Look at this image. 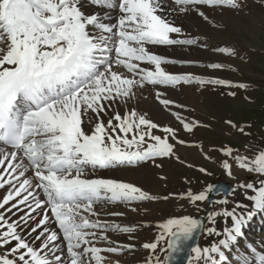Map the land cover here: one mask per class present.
<instances>
[{
  "label": "snow or ice",
  "instance_id": "snow-or-ice-1",
  "mask_svg": "<svg viewBox=\"0 0 264 264\" xmlns=\"http://www.w3.org/2000/svg\"><path fill=\"white\" fill-rule=\"evenodd\" d=\"M94 2L114 7L112 0ZM171 3L240 7L239 0ZM168 5L169 0H116L120 15L109 25L97 16L86 15L79 0H0V189L6 192L0 197V209L4 210L0 212V249H5L0 264H105L108 258L102 253L120 255L134 248L97 247L98 240L114 243L108 232L130 233L133 229L89 216H99L94 205L102 200L131 202L154 197L129 183L88 178L86 170L135 165L174 155V145L153 134L158 125L144 114L135 110L121 114L112 109L118 100L131 99L134 89L146 84L175 86L191 80L167 72L163 65L170 61L148 47L194 42L171 38L170 34L181 29L168 19ZM93 29L98 34L94 35ZM221 51L232 54L228 49ZM160 95L157 93L160 104L172 103ZM105 116L109 118L105 120ZM183 127L192 130L191 124L184 123ZM162 131L175 139L174 129L165 127ZM232 153L231 148L223 150L225 156ZM234 159L242 169L264 175V151L251 160ZM222 167L231 175L227 160ZM244 187L256 191L251 199L257 210L264 211V184L258 190L252 184ZM212 190L210 186L208 191ZM187 198L195 203L207 200L208 195L189 191ZM37 209L41 210V219L31 226L29 221ZM8 213L24 214L9 222ZM224 215L233 224L226 230L228 239L220 241L228 248L243 235L242 227L252 213L245 217L233 209ZM53 220L59 233L47 227ZM25 227L29 228L28 235L36 234L31 240L21 234ZM158 227L162 232L156 240L142 245L154 254L145 264H167L171 256L162 261L158 248L166 244L164 251L179 252L201 222L183 216L168 219ZM209 231L215 233V229ZM57 240L62 241L63 248ZM36 241L41 243L37 245ZM192 251L206 264H223L227 259L215 245ZM260 260L264 264V256Z\"/></svg>",
  "mask_w": 264,
  "mask_h": 264
},
{
  "label": "rangeland",
  "instance_id": "rangeland-1",
  "mask_svg": "<svg viewBox=\"0 0 264 264\" xmlns=\"http://www.w3.org/2000/svg\"><path fill=\"white\" fill-rule=\"evenodd\" d=\"M239 4V8L180 5L178 8L193 13L201 26L193 24L194 21L188 18L191 24H185L183 29L179 24L182 33L170 34L171 38L194 42L149 45L154 54L170 61L163 65L167 72L188 76L191 80L175 86H144L150 98L146 106L157 105L159 108L157 116H146L158 125L152 132L167 138L174 145V155L157 157L138 165L145 173L150 170V182L154 184L150 187L138 181L111 178L110 175L106 178L132 184L154 199L131 202L102 200L94 205L99 216H89V219L133 229L130 233L108 232L107 235L114 242L111 245L102 240L96 242V246L101 248L134 245L132 250H124L120 255L102 253L108 258L105 264H116L117 261L119 264H145V260L154 254L143 249L142 245L154 242L162 232L158 221L164 217L199 216L203 213L204 201L193 203L187 198V193L207 192L209 184L223 181L228 176L235 185V192L225 203L211 206L202 241V249L214 245L220 247L225 228L228 229L227 225L231 223V218L225 216L224 212L233 209L244 211L237 197L251 196L253 189L244 186L252 184L256 188L263 181L264 175L242 169L234 159L245 157L251 160L264 151V0H239ZM221 49H228L232 54H226ZM201 80L225 83L197 82ZM241 84L243 88L236 86ZM157 93L161 94V99H168L172 103L168 106L160 104ZM184 123L191 124L192 130L186 131ZM165 127L174 129L175 139L162 131ZM226 148L233 150L232 156L223 154ZM225 160L231 165V175L222 167ZM200 169L206 171L201 172ZM4 195L0 191V197ZM40 213L41 210L37 209V220L41 219ZM17 219L18 216L14 221ZM251 226L253 224L248 225V234H243L244 239L249 241L250 236L255 234ZM209 229H215V233ZM23 236L29 240L27 234ZM241 244L246 245V241H241ZM165 247L166 244H162L157 250L162 261ZM2 250L0 254L4 253ZM195 259L196 253L190 264ZM233 261L238 264L237 260Z\"/></svg>",
  "mask_w": 264,
  "mask_h": 264
},
{
  "label": "bare ground",
  "instance_id": "bare-ground-1",
  "mask_svg": "<svg viewBox=\"0 0 264 264\" xmlns=\"http://www.w3.org/2000/svg\"><path fill=\"white\" fill-rule=\"evenodd\" d=\"M169 1H171V0H169ZM79 5H80L82 11L86 15L97 16V17L100 18V20L102 22H104L106 24H109V25H111L114 22H116L118 17H119V15H120L118 7L115 6V7L109 8V7H106V6H103V5L96 4L94 2V0H92L91 3H89L86 0L85 4L79 3ZM168 6L171 9L170 11H168V14H167L168 15V19L170 21H172V23L175 26L178 27L179 24H181L182 29H183V26L185 24L186 25L187 24H191V22H189V20H193L194 21L193 24H197L198 27L201 26V23L198 20L195 19L196 17H195V15L193 13L184 12V11L182 12L178 8V6H175L172 3H170V2H169ZM188 18H189V20H188ZM183 19H185V21L186 20L187 21L183 22L182 21ZM92 31H93L94 35L98 34V30L93 29ZM181 33H182V30H181L180 34ZM174 34H177V33H174ZM148 47L150 48V46H148ZM150 50H151V48H150ZM117 70H120V69H117ZM134 91H135V95L131 99H129L127 101L118 100L116 103H114L112 105V109H114L115 112H119L121 114H124L125 112L134 110V108H135V109L138 110L139 114H144L148 118H152V116L153 117L157 116L158 113H159L158 112L159 108L156 107L157 105L154 106V107H152V106L149 107V105L146 106V102L148 103V99H150V98L148 97V94L144 91V87L143 88L134 89ZM110 114H111V110H110ZM108 118H109L108 116L104 117L105 120H107ZM140 168H141L140 166L127 167V165H122V166H117L115 168L95 169V171L92 172V173L86 172V176L88 178H92V179H94V178L106 179L110 175L111 178L118 177L117 179H120V180H125L126 179L128 181H130V180H132L134 182L138 181L142 185H148L149 187H150V185H154L153 183L150 182L151 179H152V176L148 174L150 172V170L148 169V171H147L148 173H145V172H143V169L142 168L140 169ZM28 174L30 175V172ZM128 174H130L131 176H129ZM124 176H128V177L124 178ZM0 191H1V193L6 194L5 190L0 189ZM254 194L256 195V192ZM41 198H43V194L42 193H41ZM237 200L240 201L242 204H244L245 205L244 207H248V208H250L251 205L255 204L254 200L251 201V202H250V200L246 201L243 197H239V196L237 197ZM21 207L23 208L24 206L22 205ZM255 209H256V207H252L251 208L252 211H250V212L252 213L253 210H255ZM2 211H4V210L0 209V212H2ZM27 211L28 210L25 208V212H27ZM23 214L24 213H17L16 216H12L11 213H8L7 215L11 218L9 222H14V218H16L17 216L23 215ZM32 216L34 218L29 221V225L35 226L36 222L38 221L37 218H36V213H33ZM208 217H209V215H207L206 218L204 219V231H205V223H206V220L208 219ZM168 219H169V217H164V218L160 219V221H158V223L161 224L162 221L166 222ZM232 225L229 223L227 225V228L228 229L232 228L231 227ZM47 227H48L49 231H55V232L59 233L58 226L56 225L54 220L51 221L47 225ZM228 229H226V230H228ZM28 230H29V228H25L24 232H22L21 234L22 235L27 234V237H29V240H31L32 237L35 236L36 234L32 233L31 235H28ZM18 231H19V229H18ZM204 231H203V234L201 235V237L199 239L198 247L200 249H202V241L204 239ZM45 235H47V233ZM261 238H263V236H261ZM41 239L43 240L44 237H42ZM226 239H228L227 233H226ZM35 243L37 245H39L41 243V241H36ZM56 243L60 244L62 248L64 247V245H63L61 240H57ZM2 252L5 253V249H3ZM165 253H166V251H165ZM193 254H195V253H193ZM193 254L191 255V259H190L188 264H190V262L192 260V257H193ZM216 255L217 254H214V256H216ZM164 256H165V254H164ZM163 261H164V259H163ZM191 264H206V262L204 263L203 259H199V260L195 259Z\"/></svg>",
  "mask_w": 264,
  "mask_h": 264
},
{
  "label": "water",
  "instance_id": "water-1",
  "mask_svg": "<svg viewBox=\"0 0 264 264\" xmlns=\"http://www.w3.org/2000/svg\"><path fill=\"white\" fill-rule=\"evenodd\" d=\"M210 186L212 187L213 190L211 192L209 191L207 192L208 199L205 202L204 214L198 218L191 217L199 220L201 222V227L194 232L190 240H188L183 244L179 252L172 253L170 250L166 251L165 259L171 256V259L167 261V264H188L191 258V253L193 252L192 249L198 247L199 239L203 234L204 219L209 213V207L211 203L221 201L222 198L227 197L232 192V186L228 182V180H225L224 182L213 183Z\"/></svg>",
  "mask_w": 264,
  "mask_h": 264
}]
</instances>
